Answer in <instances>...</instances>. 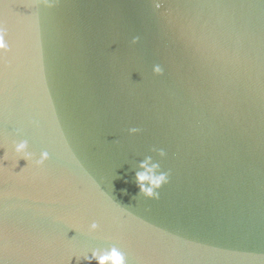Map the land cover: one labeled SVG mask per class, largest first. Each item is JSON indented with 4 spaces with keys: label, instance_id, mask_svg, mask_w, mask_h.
<instances>
[{
    "label": "water",
    "instance_id": "95a60500",
    "mask_svg": "<svg viewBox=\"0 0 264 264\" xmlns=\"http://www.w3.org/2000/svg\"><path fill=\"white\" fill-rule=\"evenodd\" d=\"M159 2L0 0V156H50L0 170L5 264L114 246L128 264H264V0ZM146 157L170 174L158 200L137 195Z\"/></svg>",
    "mask_w": 264,
    "mask_h": 264
},
{
    "label": "clouds",
    "instance_id": "9594fccd",
    "mask_svg": "<svg viewBox=\"0 0 264 264\" xmlns=\"http://www.w3.org/2000/svg\"><path fill=\"white\" fill-rule=\"evenodd\" d=\"M154 5V11L159 12L161 8V2L159 0H152ZM6 31L3 25H0V62L4 61V57L7 53L10 52V46L6 40ZM140 42L139 36H134L130 43V47L136 46ZM115 43V42H113ZM5 68L8 67L7 63H4ZM164 74L163 67L155 63L151 66V75L153 77H159ZM130 133L134 134L140 131L138 128H132L129 130ZM18 134V131H17ZM4 147V154L0 156V170L7 169L9 173L20 175L29 169H42L46 162L49 160V152L41 151L38 156L29 153L27 151L28 143L25 140L12 141L11 150L6 145ZM11 151V155L9 152ZM157 155L163 159L166 157V152L164 150H159ZM24 160L27 162V166L20 170L19 173L14 172L13 170L17 167L19 160ZM11 160V163L6 165L5 162ZM138 171H136L134 180L135 185L138 188L137 195L143 197L146 200H158L160 189L168 184L169 182V172L161 171L160 165L158 163H152L151 157H146L138 165ZM100 230V225L96 220H92L86 226V232L88 234L97 233ZM75 256L77 264H79L80 259L82 258L86 264H92L95 261V264H128V259L125 256L124 252L118 247H110L107 251H97L93 250L89 256L87 253H72L65 261V264H68V261L72 260ZM0 264H5L3 260H0Z\"/></svg>",
    "mask_w": 264,
    "mask_h": 264
}]
</instances>
